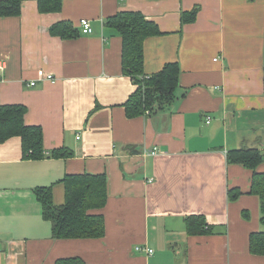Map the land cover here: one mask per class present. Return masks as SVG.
<instances>
[{
    "label": "crops",
    "instance_id": "0c3cea01",
    "mask_svg": "<svg viewBox=\"0 0 264 264\" xmlns=\"http://www.w3.org/2000/svg\"><path fill=\"white\" fill-rule=\"evenodd\" d=\"M121 11L142 12L161 31L145 40L146 74L181 68L173 103L133 118L125 103L137 85L123 69L120 33L106 25ZM82 19L93 33H82ZM62 21L77 36L52 35ZM0 63V105L27 107L47 154L25 158L19 136L0 143V264H264L249 250L264 230L253 171L228 161L232 149L264 153V0H63L48 13L23 0L20 16H0ZM39 69L55 80L29 86ZM62 147L74 155L50 156ZM84 172L108 179L97 210L105 236L53 238L35 190L52 186L63 204V179ZM192 215L211 231L189 234Z\"/></svg>",
    "mask_w": 264,
    "mask_h": 264
},
{
    "label": "trees",
    "instance_id": "16d2710c",
    "mask_svg": "<svg viewBox=\"0 0 264 264\" xmlns=\"http://www.w3.org/2000/svg\"><path fill=\"white\" fill-rule=\"evenodd\" d=\"M23 0H0L1 17H17L21 15ZM63 0H38L39 10L43 13L58 12ZM197 10L184 12L182 21H192ZM107 27L115 28L123 39L122 64L124 72L131 76L137 85L134 93L125 103L128 117H138L156 109H165L176 98L181 68L178 62H169L154 74L145 72L144 43L147 37L161 33L154 21L148 20L139 11H121L106 21ZM51 34L63 38L77 36L79 31L71 22H57L51 26ZM27 107L23 104L0 105V143L13 136L22 140L23 154L29 159L46 157L43 130L37 125H27L25 114ZM74 151L68 147L54 149L51 157H72ZM230 163L242 164L253 171L251 192L260 196L261 220L264 224V172L259 168L264 163V153L257 148L232 149L228 152ZM65 201L56 204L53 199L52 186L37 187L36 194L43 206L44 218L52 223V237L69 238H102L105 236V220L97 210L103 208L108 198V179L105 174L77 173L68 174L63 179ZM240 191L229 192L236 198ZM96 212H93V211ZM187 230L191 235L211 231V227L202 216H188ZM249 250L255 255H264V230L254 232L250 236ZM56 264H87L81 257L58 259Z\"/></svg>",
    "mask_w": 264,
    "mask_h": 264
},
{
    "label": "built area",
    "instance_id": "2783aa9c",
    "mask_svg": "<svg viewBox=\"0 0 264 264\" xmlns=\"http://www.w3.org/2000/svg\"><path fill=\"white\" fill-rule=\"evenodd\" d=\"M81 31L83 34L93 33L94 30H93V27H92L90 20H88V19H82L81 20ZM4 68H5L4 64L0 63V74L2 73ZM48 80H50V81L55 80L54 74L49 73V72L45 71L44 69H39L38 70V78L31 80L28 85L29 86H35L38 84L39 81H48ZM151 153L153 154L156 152L152 151ZM137 249L141 250V251L144 250L149 255L154 253V249L147 247V246H137Z\"/></svg>",
    "mask_w": 264,
    "mask_h": 264
}]
</instances>
